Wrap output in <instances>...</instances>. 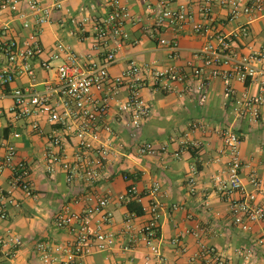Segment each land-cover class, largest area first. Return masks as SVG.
Listing matches in <instances>:
<instances>
[{
  "label": "built area",
  "instance_id": "2783aa9c",
  "mask_svg": "<svg viewBox=\"0 0 264 264\" xmlns=\"http://www.w3.org/2000/svg\"><path fill=\"white\" fill-rule=\"evenodd\" d=\"M63 2L64 0H0V13L11 10L22 21L23 27L30 31L25 40L21 41L9 34L6 25L0 29V57H5L9 62V65L5 64L0 68V94L5 93L17 71L32 78L33 84L14 88L11 92L14 99L9 109L12 120L35 116L31 125L39 133H44L40 117H45L54 125L46 136V169L53 173L61 168L68 184L74 185L78 181L81 184L70 203L54 219L56 226L67 229L72 238L52 243L42 239L35 240L33 237L24 238L7 229L0 232V252L9 260L8 264H13L12 258L16 251L28 241L35 243L33 253L38 264H85L88 254L116 245L117 232L110 228L114 213L108 208L113 195L109 190L103 193L95 190L112 151L110 144L102 140V132L114 133L112 124L106 119L113 101H116L119 119L126 118L125 123L133 136L141 129L151 111L141 90L147 83L143 71L152 67L131 62L119 75L110 72V67L116 62L118 49L128 39L126 24L136 20L124 0H103L105 15L71 18L82 31L85 30L86 22L92 20V52L83 55L64 41H57L49 56L41 61V67L45 70H55V79H41V87H38L33 62L45 52L41 40L43 27L52 20L55 11L63 8ZM215 3L227 7L231 18L242 13L247 15L246 23L238 31L215 35L196 52L195 56L201 58L203 64L190 59L160 69L153 68L152 82L169 90L173 82L189 85L194 77L198 80V101L203 105L208 99L212 81L221 78L225 84L226 96L237 104L239 113L251 121H259L264 111V44L260 50L241 56L234 46L240 34L249 35V22L264 14V0H202L200 9L203 14L209 15ZM155 19L152 33L159 44L168 49L171 58L179 57L180 43L176 38L170 39L162 35L166 24L189 20L197 31L206 28L204 24L195 21L193 14L184 5L171 7L167 0L156 1ZM54 61L59 62L53 64ZM234 79L255 84L256 92L246 91L238 95L232 84ZM221 132L228 154L227 175L217 176L216 180L219 182V189L229 200L232 222L242 230H249L252 222L264 219V191H261L262 198L258 199L256 189L261 182L256 176L252 179L256 187L253 191H248L242 182L241 173L246 163L240 153L239 133L231 126H226ZM14 136L20 137L21 134L15 131ZM67 139L76 144L73 159L68 157L65 150ZM158 150L152 141H143L137 146L140 155L154 154ZM6 168L12 170L13 187L22 189L27 196L36 194L31 164L19 158L16 146L0 134V173ZM124 178L130 180L131 175L125 173ZM188 182L190 190L195 191V177H190ZM160 187L159 182H154L146 190H142L130 181L126 190L116 196L128 208L133 202L142 206L143 213L129 210L125 218L123 247L130 249L143 242L147 247L144 264H175L167 260L160 246L162 204L157 198ZM234 193L239 195L232 197ZM145 197L147 201L144 200ZM7 198L8 195L3 190L0 196V221L8 217L4 201ZM139 215L145 217L140 224L136 222ZM212 230V227L205 224H196L193 228L186 229L188 234L197 239L199 246L198 251L189 256L186 264H227L225 255L204 239V234ZM173 240L179 244L181 252L188 250V244L182 241L181 236L178 235ZM257 242L264 244V237ZM237 253L244 258L242 264H250L255 247L251 245L239 248Z\"/></svg>",
  "mask_w": 264,
  "mask_h": 264
},
{
  "label": "crops",
  "instance_id": "0c3cea01",
  "mask_svg": "<svg viewBox=\"0 0 264 264\" xmlns=\"http://www.w3.org/2000/svg\"><path fill=\"white\" fill-rule=\"evenodd\" d=\"M129 6L134 22L126 24L128 39L117 51L116 62L110 67L113 75H119L131 62L151 69H160L169 65L184 63L193 59L203 64L198 52L210 39L220 33L238 31L246 23L248 17L240 14L231 18L227 7L214 4L209 15L200 9L202 0H167L171 7L184 5L195 21L206 26L201 31L193 27L192 21L166 24L162 35L176 38L180 43V55L171 58L168 49L159 44L152 31L155 26V4L157 0H124ZM245 0H242L244 2ZM95 14L105 15L106 7L103 0H64L63 8L53 14L50 22L44 24L41 40L45 52L34 60L38 87L41 79H55V70L41 67L42 59L59 40L69 44L83 55L90 54L92 20L85 24V30L71 21L72 17H92ZM6 25L9 34L24 41L29 29L11 10L0 13V29ZM248 36H238L235 51L239 56L258 51L264 44V14L249 22ZM84 36L85 38H81ZM59 61H54L57 64ZM9 65L5 57H0V68ZM11 66V65H10ZM144 69L143 76L147 83L141 92L150 106V115L141 129L131 135L125 120L119 119L116 101L107 115V121L114 128V133L102 132V140L109 143L112 151L102 178L95 190L98 193L111 191L113 198L108 208L113 211L114 218L110 226L117 232V243L114 247L93 251L85 257V264H144L147 247L139 242L130 249H124V221L129 208L122 204L116 196L126 190L130 181L142 190H146L154 182L160 183L157 198L162 204L161 241L160 246L167 260L175 264H186L190 255L198 251L197 239L186 232L196 224L212 227V232L204 234L210 245L220 250L227 259V264H242L243 256L237 249L253 245L255 254L250 264H264V244L259 238L264 237V219L251 223L249 230H242L232 222L229 200L219 189L217 176L226 177L228 154L225 151L222 129L233 127L240 135V153L246 163L241 176L248 191L256 189L253 177L261 182L257 192L258 199L264 191V111L259 121H251L239 113V107L225 94V84L221 78H215L209 89L205 104L198 101V80L192 78L187 83L173 82L169 90H164L152 82V70ZM39 79V80H38ZM33 84L32 78L26 73L17 74L7 86L4 94H0V134H3L17 148L18 157L25 159L32 166L31 177L36 194L27 196L18 187L12 186V170L4 169L0 173V196L8 195L6 201L8 217L0 221V232L7 229L18 233L24 238L45 240L52 243L69 241L72 234L64 228L56 226L54 219L63 207L70 203L78 190L80 182L74 185L66 182L65 173L61 168L50 173L46 169L45 150L47 133L54 125L45 117H40L44 133L36 132L31 122L36 117L12 120L10 107L14 103L12 90L17 87ZM238 95L244 92H256L255 84L243 83L237 79L232 81ZM119 119V120H118ZM20 137H15L14 132ZM152 141L158 152L140 155L137 146L140 142ZM65 150L70 159L76 150L73 140H65ZM129 173L131 179L124 178ZM195 177L196 189L190 190L189 179ZM234 193L232 197L238 196ZM147 201V197L144 199ZM144 215H139L136 222L140 224ZM181 236L188 244V250L181 252L174 238ZM34 241L23 244L12 258L13 264H38L34 256ZM9 260L0 252V264H8Z\"/></svg>",
  "mask_w": 264,
  "mask_h": 264
},
{
  "label": "trees",
  "instance_id": "16d2710c",
  "mask_svg": "<svg viewBox=\"0 0 264 264\" xmlns=\"http://www.w3.org/2000/svg\"><path fill=\"white\" fill-rule=\"evenodd\" d=\"M248 82V81H247ZM129 210L130 211H136L139 214L143 213L142 206L138 202H133L132 204L130 203L129 205Z\"/></svg>",
  "mask_w": 264,
  "mask_h": 264
}]
</instances>
